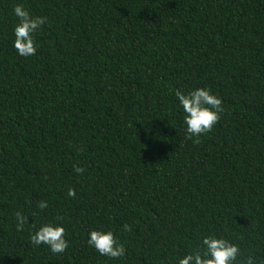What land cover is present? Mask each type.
I'll list each match as a JSON object with an SVG mask.
<instances>
[{
	"label": "trees",
	"instance_id": "trees-1",
	"mask_svg": "<svg viewBox=\"0 0 264 264\" xmlns=\"http://www.w3.org/2000/svg\"><path fill=\"white\" fill-rule=\"evenodd\" d=\"M18 4L47 18L28 57ZM197 88L223 111L193 143L175 92ZM47 223L65 252L31 243ZM205 236L264 264V0H0V264H179Z\"/></svg>",
	"mask_w": 264,
	"mask_h": 264
},
{
	"label": "clouds",
	"instance_id": "clouds-1",
	"mask_svg": "<svg viewBox=\"0 0 264 264\" xmlns=\"http://www.w3.org/2000/svg\"><path fill=\"white\" fill-rule=\"evenodd\" d=\"M14 15L19 19V23L14 28V48L18 54L24 57L34 55L36 47L34 44L33 33H35L42 25L47 22V18L43 16L33 17L22 5H15L13 8ZM180 106L185 116L186 139H190L193 143H199V137L211 131L213 126L219 121L220 113L223 111L222 101L211 93L209 89L197 88L187 93L176 90ZM77 174H83L84 169L80 166H74ZM68 196L75 197V190L68 189ZM37 207L41 210L46 209L48 204L46 201H39ZM17 231H22L24 224L28 222V218L22 213H16ZM60 219V217H57ZM124 231L131 232V225L125 223L122 226ZM31 243L34 245L46 244L53 253H63L69 246V242L65 239V229L59 225L52 223L44 224L30 237ZM87 243L93 246L95 250L102 256L110 258H120L125 255V247L118 243L116 237L111 231L103 232L93 230L90 232ZM204 250L196 251L185 255L179 260V264H233V261L240 255L239 247L222 238L214 236H205L202 241ZM244 264H255L253 256H248Z\"/></svg>",
	"mask_w": 264,
	"mask_h": 264
}]
</instances>
